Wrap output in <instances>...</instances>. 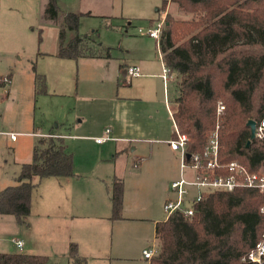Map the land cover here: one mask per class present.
<instances>
[{
    "label": "trees",
    "instance_id": "obj_1",
    "mask_svg": "<svg viewBox=\"0 0 264 264\" xmlns=\"http://www.w3.org/2000/svg\"><path fill=\"white\" fill-rule=\"evenodd\" d=\"M172 9L158 39L161 59L176 75L172 117L188 137L187 149L201 152L217 128L219 162L237 161L250 171L264 165V137L250 139L247 121L264 119V0H171ZM167 0L156 11L165 9ZM43 16L56 20L55 0H46ZM80 14L67 13L59 28L56 56L96 57L90 36L77 34ZM149 24L154 22L150 19ZM75 34L66 40V32ZM40 40V38H39ZM108 54V52H107ZM106 54V55H107ZM34 68V65H33ZM9 75H7L8 77ZM0 76V86H4ZM35 94L45 93L44 75L35 73ZM222 105L223 109L218 111ZM73 154L63 137H39L32 160L22 164L16 182L0 190V214L23 224L30 211L36 179L74 177ZM123 180L110 186L111 219L121 218ZM264 194L253 188L216 192L196 204L189 219L173 213L155 224L159 242L153 264H247L241 261L264 230L259 207ZM72 264H86L76 243L68 250ZM47 257L0 252V264H46Z\"/></svg>",
    "mask_w": 264,
    "mask_h": 264
},
{
    "label": "rangeland",
    "instance_id": "obj_2",
    "mask_svg": "<svg viewBox=\"0 0 264 264\" xmlns=\"http://www.w3.org/2000/svg\"><path fill=\"white\" fill-rule=\"evenodd\" d=\"M55 1L59 16L56 20H48L43 16L46 0H0V74H12L13 80L12 84L0 86V189L15 184L14 177H11L14 159L20 157L24 162L31 159L30 147L35 145L38 137L20 132L40 128L47 133L49 130L55 131L56 124L60 123L70 126L67 131L70 136L66 142L69 150H74L79 166L98 163L102 155L112 159L115 154L116 159L111 160L110 164L99 165L97 169L107 167L109 173L115 168L116 173L127 179L136 177L138 162L134 161L135 153L131 151L133 145L119 154L114 142H96V138L103 135L101 129L109 126L110 117L121 115L126 107L117 98L125 96L123 89L128 87L124 84L126 77L120 70L121 50L126 44L145 48V40L142 39L151 37L138 34V29L155 25L164 15L166 20L171 9L177 18L192 16L181 13L171 0H167L164 11L159 12L156 9L162 6L163 0ZM67 13L80 14L76 32L80 36L92 37L90 45L95 52L103 55L102 58L80 57L71 60L53 56L58 49L59 28ZM150 19H154L152 24L148 22ZM128 32L131 34L127 35ZM74 34L67 31L66 40ZM151 40L153 44L149 42L146 46L149 50L148 58L153 57L155 39ZM155 45L158 55V44ZM38 51L51 54L36 59ZM107 52L112 54L111 58L106 55ZM163 68L161 64L159 81L164 90L161 80ZM35 73L44 75L46 89L45 93L37 94L36 98L32 82ZM118 79L121 83L117 87ZM172 80L171 77L166 87L169 99L174 95ZM148 87L152 88L153 83H147ZM80 115H86L82 121ZM9 133H14L16 140L12 141ZM5 159H9L10 165H5ZM259 171L264 173V165ZM19 231L20 227L13 216H0V252H19L13 242L14 239L20 240ZM148 235L142 222L129 223L115 232L113 254L137 256L140 253V264H148L141 250L151 244L159 246L158 241L142 245L141 239ZM46 264L67 263L60 256L55 260L47 258ZM116 264L137 263L117 260Z\"/></svg>",
    "mask_w": 264,
    "mask_h": 264
},
{
    "label": "crops",
    "instance_id": "obj_3",
    "mask_svg": "<svg viewBox=\"0 0 264 264\" xmlns=\"http://www.w3.org/2000/svg\"><path fill=\"white\" fill-rule=\"evenodd\" d=\"M130 34V32L127 33V35ZM142 40H145V48L126 44L123 51L121 50L120 70L124 78L126 77L124 84L128 87L123 89L126 95L117 98L118 102L126 107L121 115H112L109 126L101 129L104 134V129L109 127L112 139L100 143L96 141L98 144L114 142L119 154L133 145L131 151L135 153L134 161L138 162L137 176L127 179L122 174L116 173L115 168H112L113 170L109 173L107 167L104 168L106 171L97 169L99 165L110 164L111 160L116 159L115 154L112 159L102 155L98 163L79 166L74 150L73 152L69 150L66 142L70 136L67 134L70 126L67 127L63 123L56 124V130H49L47 133L42 132L40 128L30 132L27 130L20 132L26 136L38 138L49 135L63 137L67 149L73 154L75 176L36 179V186L31 194L29 214L23 224L17 223L20 227L18 235L22 241V247L16 246L19 250L16 253L46 256L48 260H55L62 256L67 264H72L68 250L70 243H76L78 253L86 259V264H116L117 260H132L140 264V253L137 256L113 254L115 232L133 222H142L146 234L150 233L141 239L142 245L149 241L155 243V224L167 218L163 211V203L168 195L169 183L178 177L180 170L179 154L172 150L167 142L173 136V117L169 109L173 110L176 75L171 74L174 95L172 99L168 97L166 102L163 86L159 81L163 61L159 49L158 55L156 53L155 43L157 42L154 40L153 57L148 58L149 50L146 46L149 42L152 43V40L151 38ZM49 54L51 53L38 51L36 59L45 58ZM53 56L58 58L56 54ZM107 56L111 58L112 54L108 52ZM96 57L102 58L103 55L100 53ZM130 66L138 67L140 75L129 76L126 69ZM7 75L12 84V74ZM0 76L4 75L0 74ZM34 78L33 74V94L36 98ZM151 82L153 87L147 88V83ZM120 83L118 79L116 86L118 87ZM80 116L82 121L86 115ZM61 127L64 128L61 129ZM33 147L34 144L32 148L30 147L32 152L28 162H24L20 157L13 160L11 177L14 179L22 164L31 162ZM4 163L10 165L9 159H5ZM114 177L121 178L124 184L121 218L118 219L110 218L109 190ZM108 179H110L109 182ZM0 216L7 215L0 214Z\"/></svg>",
    "mask_w": 264,
    "mask_h": 264
},
{
    "label": "built area",
    "instance_id": "obj_4",
    "mask_svg": "<svg viewBox=\"0 0 264 264\" xmlns=\"http://www.w3.org/2000/svg\"><path fill=\"white\" fill-rule=\"evenodd\" d=\"M164 18L165 15L155 25L146 29L139 28L138 34L147 35L158 42L164 25ZM162 66L164 68L161 77L167 102L166 87L172 73L164 62H162ZM126 72L132 77L140 75L139 68L136 66L128 67ZM3 80L5 85L10 83L7 76H3ZM166 104L168 106V103ZM222 109L223 106L220 105L217 110L221 111ZM169 113L172 116V110L169 109ZM110 132L111 129L106 127L103 136L97 137L96 141L100 143L112 139ZM9 135L12 140L16 138L14 133H9ZM255 137H264V119L256 123ZM188 140L189 137L178 129L173 120V136L167 142L169 147L179 154L180 170L178 177L170 181L168 195L163 203V211L167 217L173 213H180L191 219L195 214L196 204L216 192H232L237 188L244 187L257 189L264 194V173L250 171L237 161L219 162L217 128L209 134L201 152L188 151ZM259 215L264 222V201L259 207ZM13 242L18 248L22 247L21 240L14 239ZM156 253L157 246L151 244L143 249L142 257L148 261V264H153L151 261ZM241 261L247 264H264V230L253 247L241 258Z\"/></svg>",
    "mask_w": 264,
    "mask_h": 264
},
{
    "label": "water",
    "instance_id": "obj_5",
    "mask_svg": "<svg viewBox=\"0 0 264 264\" xmlns=\"http://www.w3.org/2000/svg\"><path fill=\"white\" fill-rule=\"evenodd\" d=\"M247 126L250 128V139L255 138L256 122L253 119L247 121Z\"/></svg>",
    "mask_w": 264,
    "mask_h": 264
}]
</instances>
